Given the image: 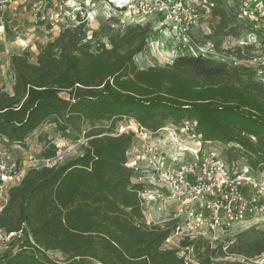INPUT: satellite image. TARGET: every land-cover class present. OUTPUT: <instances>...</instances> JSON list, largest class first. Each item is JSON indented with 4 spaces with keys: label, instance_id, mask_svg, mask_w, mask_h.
Segmentation results:
<instances>
[{
    "label": "trees",
    "instance_id": "obj_1",
    "mask_svg": "<svg viewBox=\"0 0 264 264\" xmlns=\"http://www.w3.org/2000/svg\"><path fill=\"white\" fill-rule=\"evenodd\" d=\"M207 1L218 19L212 36L234 34L227 26L237 18L238 0L231 18L216 9L221 2ZM85 29L78 17L75 27L44 45L35 63L26 53L10 58L12 94L0 89V138L6 145H24L47 122L76 131V138L81 124L90 129L82 156L56 168L31 169L9 190L0 230L23 228L24 239L0 253V264H185L176 249L162 248L173 224L160 228L143 219L137 199L142 186L131 184L136 172L126 166L132 135L110 134L123 119L150 132L166 122H188L203 142L242 151L255 170L264 167V86L242 81L239 68L201 56L180 55L166 67L138 70L134 58L146 48L148 25L116 30L105 35L108 46L95 47L86 42ZM101 122L110 128L97 129ZM55 150L44 141L41 156L53 157ZM180 247H191L198 264H221L217 256L244 259L225 264H251L264 255V232L253 227L215 249L187 240ZM46 252L65 261L55 262Z\"/></svg>",
    "mask_w": 264,
    "mask_h": 264
},
{
    "label": "built area",
    "instance_id": "obj_2",
    "mask_svg": "<svg viewBox=\"0 0 264 264\" xmlns=\"http://www.w3.org/2000/svg\"><path fill=\"white\" fill-rule=\"evenodd\" d=\"M150 2L152 7L148 0H109L108 4L118 12L132 14L129 22L122 21L125 26L140 25L141 19L137 17L140 11L143 14L154 12L162 17V23L159 24L161 27L172 26L182 36L188 33L194 23V6L213 8V4L207 0H193L191 5L186 0ZM11 5H30L36 12L41 8L35 0H0V38L5 35L6 30L4 13ZM66 7L61 18L67 22L73 14L70 12L74 5L71 2ZM238 7L240 9L236 20L241 23L246 21L245 25L247 22L249 25L248 37L237 41L238 53L243 54L249 49L254 51L258 57L252 59V64L257 69L253 68L252 72L256 77L264 79V0H238ZM76 10L75 12H80L79 7ZM80 14L81 12L76 14L75 26ZM69 26L75 27L66 23L65 28ZM198 56L205 58L201 54ZM236 64L237 62L234 63ZM193 125L186 122L178 127L197 136L198 142L189 148L171 134L167 136L165 133L169 130L166 127L150 132L130 119L117 123L110 134L113 137L132 135L133 143L126 153V166L136 172L131 184L142 186L137 199L143 219L147 225L160 228L173 224L174 228L163 244L170 247L163 249H176L185 264L198 262L191 260L194 255L191 247H180L181 241H201L211 247L212 244H220L230 231L257 228L260 223L264 224V177L258 176L250 166L229 167L211 149V142H203L201 135L193 132ZM65 132L69 134V130ZM85 133L82 130L78 138L74 139L73 145L64 152L51 142L56 150L50 158L41 156V153L34 155L26 150L28 146L25 144L8 146L0 138V214L7 205L9 190L18 186L29 170L56 168L70 159L82 156L84 150L76 153L74 147H87L89 139L85 137ZM136 147L138 150L128 155ZM184 151L189 152L183 155ZM23 239V228L12 233L0 230V246L5 250L12 243H22ZM172 240H177V244L174 245Z\"/></svg>",
    "mask_w": 264,
    "mask_h": 264
},
{
    "label": "rangeland",
    "instance_id": "obj_3",
    "mask_svg": "<svg viewBox=\"0 0 264 264\" xmlns=\"http://www.w3.org/2000/svg\"><path fill=\"white\" fill-rule=\"evenodd\" d=\"M109 0H35L37 5H41V8L36 12L30 5L24 6H10L5 11L3 16V22L5 25V35L0 38V89L8 94H12L13 87V74L11 72L10 58L13 54L26 53L28 61L35 63L36 49H32L34 46V36L30 38L36 31H40V36L35 35V40L43 42L46 39H55L58 34L65 28L66 23L73 24L75 26L74 19L76 14H80L79 17L86 22L85 37L86 42L95 47L97 43H103L107 45L105 35L112 34L116 30H121L126 26L122 24V21L127 23L131 19V13L118 12L111 5L108 4ZM149 1V5L152 7V2ZM164 1V0H163ZM200 2V0H198ZM221 2L216 4V9H224L229 18L230 7L235 6L233 0H217ZM73 3L74 8L71 9L73 13L67 20H63L61 17L64 11L67 10V5ZM187 4L193 3V0H186ZM80 8V12L76 9ZM195 8V20L190 27L188 33L185 36L178 34V32L172 29V26H163L162 17L152 14H143V11L137 15L141 19L140 26L148 25L151 30L150 37L147 40V45L144 51L134 58V63L138 70H147L149 68H163L170 65L172 61L180 55H203L205 59L211 60L215 63H221L227 65L230 68H239V74L242 81L253 82L264 86V79H260L252 72L253 68L257 69V66L253 67L252 59L256 56L254 51L247 50L243 54L238 53L237 41L248 37L249 29L246 21L238 22L239 20H232L227 26L228 29H232L234 34L229 36L218 35L212 36L215 27L218 24V19L211 15V9H202L199 6ZM244 10V7H242ZM237 4L236 11H239ZM243 15V18L248 21V18ZM53 19V20H52ZM50 20L52 24L50 25ZM132 22V21H131ZM134 26V25H132ZM70 27V26H69ZM73 27V26H72ZM226 30V31H227ZM239 39V40H238ZM52 40V41H53ZM240 40V41H241ZM252 43V41H251ZM219 44V46H217ZM108 46V45H107ZM44 47V45H43ZM240 52V51H239ZM259 51H256L258 53ZM237 62L236 65L234 63ZM122 121V120H121ZM120 121V122H121ZM119 123V122H118ZM165 125L168 128L167 136L171 134L172 137L178 138L184 143L186 148L192 147L197 141V136L191 133L189 130L178 128L176 125H172L168 122ZM102 126L104 129L110 128V122H101L95 124L98 129ZM81 130L86 132L90 129V125L81 124ZM101 129V128H99ZM76 138V131L72 133L69 131L67 134L65 131H60L59 128L51 123L47 122L38 130H36L26 141L29 150L34 155L40 153L37 142L44 141L53 142L60 147L61 152L70 148L74 139ZM42 139V140H41ZM169 139V138H168ZM43 147V146H41ZM211 149L215 150L222 160L229 166L246 165L250 166L249 158L239 149L234 151L230 149V146H224L220 143H211ZM135 149V151H134ZM131 149L128 155H132L138 150V148ZM80 150H84L81 146H75L74 151L79 153ZM184 151L182 154H186ZM82 153V152H81ZM73 155V154H71ZM186 156H189L188 154ZM131 158V156H129ZM69 159V158H68ZM67 160V159H66ZM256 174L260 177H264V167H258L255 169ZM144 221H146L144 219ZM259 231L264 232V224L257 225ZM252 228V227H251ZM249 228V229H251ZM249 229H239L230 231L220 244H212L211 249L219 247V245L225 246L227 243L233 242L235 235L245 233ZM174 245L177 244V240H172ZM21 244L20 241L14 243L16 248ZM170 247L164 245L162 248ZM4 247L0 246V253L4 252ZM46 255L53 261L62 263L65 258L57 252H46ZM197 255H193L191 260L197 262ZM215 262L225 263H243L244 259L239 256H228L217 258ZM249 263L251 264H263L264 255L256 258Z\"/></svg>",
    "mask_w": 264,
    "mask_h": 264
},
{
    "label": "crops",
    "instance_id": "obj_4",
    "mask_svg": "<svg viewBox=\"0 0 264 264\" xmlns=\"http://www.w3.org/2000/svg\"><path fill=\"white\" fill-rule=\"evenodd\" d=\"M40 34H41V32L40 31H36V33H34V35H32L30 38H32L33 36H34V46L32 47V49H36V51H35V55H37L40 51H41V49L43 48V45H45L46 43H48V42H51L53 39H46L45 41H43V42H40V41H38V39H36L35 40V35H39L40 36ZM27 141V140H26ZM28 143H26L25 142V145H27ZM37 145H38V147H39V150H40V153H41V151L43 150V148H44V143L43 142H41V141H39V143L37 142ZM28 146V145H27ZM41 146H43V147H41Z\"/></svg>",
    "mask_w": 264,
    "mask_h": 264
}]
</instances>
